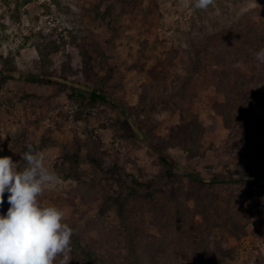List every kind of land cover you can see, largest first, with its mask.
Here are the masks:
<instances>
[{
	"label": "rangeland",
	"instance_id": "obj_1",
	"mask_svg": "<svg viewBox=\"0 0 264 264\" xmlns=\"http://www.w3.org/2000/svg\"><path fill=\"white\" fill-rule=\"evenodd\" d=\"M192 3L0 0V156L22 164L28 143L44 154L58 180L42 203L64 211L72 238L100 264H137L128 228L141 264L185 256L181 235L193 202H178L182 225L166 206L172 188L187 189V174L264 175L261 44L248 40L264 29V0H215L207 11ZM235 80L255 84L222 111L221 89ZM90 90L106 102L91 103ZM195 120L213 131L198 140L202 160L187 163L183 148L169 143L173 130ZM154 145L175 163L173 173ZM70 171L82 181L65 179ZM85 188L84 196L75 192ZM214 193L235 195L241 208V238L225 241L226 264H264V182L236 180ZM71 248L69 264H90Z\"/></svg>",
	"mask_w": 264,
	"mask_h": 264
},
{
	"label": "trees",
	"instance_id": "obj_2",
	"mask_svg": "<svg viewBox=\"0 0 264 264\" xmlns=\"http://www.w3.org/2000/svg\"><path fill=\"white\" fill-rule=\"evenodd\" d=\"M262 6H264V4H262ZM249 25V30L257 27L255 23ZM248 40L257 44L259 42L261 48H264V29H262L259 34H252ZM257 65L263 67V77L257 79L260 81L257 83H260L258 88L264 90V64L257 61ZM30 80L33 82L57 84L55 81L41 80L37 77H31ZM254 84L255 82L252 80H235L234 82L227 83V87L221 89V92L224 93L225 96V102L220 105L223 109L222 111H227V107H230L231 101H234V98H238L242 92L249 91ZM88 92L91 103H94L96 100L106 102V98L96 94V91L90 90ZM258 102L264 108V97H261ZM212 131L213 127L205 129L201 123L196 120L189 123H182L177 130H173L171 143L169 144L183 148L186 153L185 160L187 163L201 161L202 154L198 151V140L201 136L206 133H211ZM233 142L235 143L237 141ZM153 147L157 152L158 160L166 169L165 172L167 174L173 173V170L176 168L175 163L169 159L168 155L165 154L160 147L157 145ZM259 147L261 152H264V143L259 145ZM207 171L211 174L210 179L201 178L198 175L189 173L187 174L188 185L185 191L181 187H177L172 188L170 193H168L172 206L170 207L168 204L166 207L168 209L172 208L174 219L179 225L183 223L180 219L182 207L178 202L182 200L185 202L191 200L193 202V208L190 211L191 218L181 235L182 246L186 251L185 256L178 260L172 254H168L165 261L157 259L153 264H226V262L232 258V250L225 245V241L228 238H235L236 240L241 238V208L238 204V198L235 195L230 194L224 197L214 192L225 183H235L236 180L243 181L248 178H253L258 182H264V175L252 172L241 175L236 179L235 177H228L225 175H214L211 168H208ZM64 178L75 180L76 182L82 181V177L77 173L75 174L74 171H70ZM202 188H207V191L201 192ZM88 189L89 188H85V192L83 189H76L75 192H77L78 196H84L85 193H88ZM263 196L264 195L260 197L258 205L264 206ZM167 203L168 202H166V204ZM196 217L198 220L195 221L193 218ZM127 231V242L131 251L130 256L132 262L134 261L137 264H141L134 255L133 232L130 228H128ZM71 246L84 257L86 262L90 264L101 263L94 251L88 249L84 243L77 241V239L72 238Z\"/></svg>",
	"mask_w": 264,
	"mask_h": 264
},
{
	"label": "clouds",
	"instance_id": "obj_3",
	"mask_svg": "<svg viewBox=\"0 0 264 264\" xmlns=\"http://www.w3.org/2000/svg\"><path fill=\"white\" fill-rule=\"evenodd\" d=\"M214 2L193 0L191 6L207 11ZM255 59L264 64V48ZM19 154L22 164L0 156V206L6 192L10 205L6 214H0V264H69L74 230L62 209L41 201L46 187L58 177L30 143Z\"/></svg>",
	"mask_w": 264,
	"mask_h": 264
}]
</instances>
